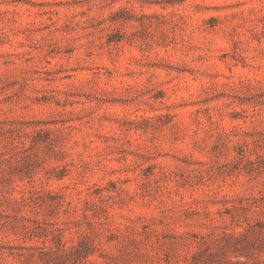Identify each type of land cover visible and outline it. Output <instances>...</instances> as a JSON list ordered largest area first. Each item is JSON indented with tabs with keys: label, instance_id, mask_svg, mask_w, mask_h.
Returning <instances> with one entry per match:
<instances>
[{
	"label": "rangeland",
	"instance_id": "obj_1",
	"mask_svg": "<svg viewBox=\"0 0 264 264\" xmlns=\"http://www.w3.org/2000/svg\"><path fill=\"white\" fill-rule=\"evenodd\" d=\"M0 264H264V0H0Z\"/></svg>",
	"mask_w": 264,
	"mask_h": 264
}]
</instances>
